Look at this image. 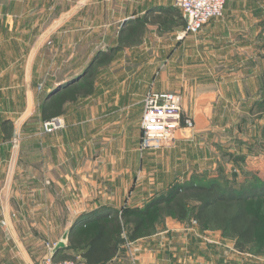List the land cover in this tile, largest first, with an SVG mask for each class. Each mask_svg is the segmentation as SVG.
<instances>
[{
	"label": "crops",
	"instance_id": "1",
	"mask_svg": "<svg viewBox=\"0 0 264 264\" xmlns=\"http://www.w3.org/2000/svg\"><path fill=\"white\" fill-rule=\"evenodd\" d=\"M243 8L228 0L221 18L179 39L184 21L175 0H0V264H41L53 219L71 226L104 207H141L216 169L221 133L254 115L263 87L254 22L235 14ZM143 18L140 53L126 48L122 61L94 66L92 94L65 104V129L44 133L49 94ZM130 56L139 67L126 62ZM149 89L178 94L194 122L173 148L139 149ZM169 223L120 246L107 264H190L183 253L192 250L193 229Z\"/></svg>",
	"mask_w": 264,
	"mask_h": 264
},
{
	"label": "trees",
	"instance_id": "2",
	"mask_svg": "<svg viewBox=\"0 0 264 264\" xmlns=\"http://www.w3.org/2000/svg\"><path fill=\"white\" fill-rule=\"evenodd\" d=\"M144 26L143 18L127 27V44L133 43ZM181 26L184 27V22ZM108 60V54L99 53L84 74L50 93L42 107V120L59 117L64 113L65 104L90 96L93 92V68L95 64L104 65ZM255 107L264 109V97ZM171 190L170 195L159 197L141 209L119 212L104 207L82 216L68 231V248L76 250L86 264H107L118 251L124 230H128L131 241L151 235L157 227L159 214L165 209L179 221L192 215L202 226L222 231L226 237L234 240L235 249L241 253L248 252L260 240V233L264 230V183L256 182L241 189L226 190L213 181L202 184L193 180L174 185ZM182 193L196 195L197 198L188 202ZM191 202L196 206L190 209ZM255 203H258L257 207ZM260 244L264 255V238Z\"/></svg>",
	"mask_w": 264,
	"mask_h": 264
},
{
	"label": "rangeland",
	"instance_id": "3",
	"mask_svg": "<svg viewBox=\"0 0 264 264\" xmlns=\"http://www.w3.org/2000/svg\"><path fill=\"white\" fill-rule=\"evenodd\" d=\"M235 3L245 6L242 11H239L235 14L239 18L254 22V35L257 34V37H255V52H258L261 61H264V0H235ZM227 5L228 0L226 1L225 6L227 7ZM226 7H224V9H226ZM146 31L147 30H144L142 33H140L130 45L127 44L129 41L127 32L124 31L123 34L119 33L120 37L118 42L113 48H110L109 51H107L106 53L110 56L108 64L111 62L113 63L122 61L119 58V52H123L126 48L128 49V51H135L137 52V54H139L141 51L140 44L142 42V37L146 34ZM101 53L104 54L103 51H101L100 54ZM152 56L153 53L151 51L148 53V57L150 58ZM135 58H138V55ZM93 61L94 59L91 61V63ZM126 62H132L130 66L132 65L136 68L139 67V59L134 60L133 57L130 56V60ZM90 64L88 66H90ZM106 64L107 63H105L104 65L107 66L108 64ZM95 67H98L97 64H95ZM148 68L150 71V68L152 69L154 67L148 66ZM263 97L264 90L261 89L258 102L261 101ZM253 110L254 115H252L251 118L237 119L238 123L236 125V129L231 128V130L224 131L221 133V138H219V141L221 142V139H223L221 145L224 146L223 150L221 149L218 152L219 157L218 163H216V169L214 171H211L210 173H201L199 175H193L189 179V181L194 180L197 183L200 182L202 184H208V181H213L214 183H219L220 187H223L226 190L241 189L244 185H250L256 182L264 183V118H262L264 117V109H258L254 106ZM62 130L63 129L46 134L59 133ZM232 137H234V140L232 139ZM229 138H231L232 140H228ZM215 151L218 150H216L215 148ZM154 160L155 157L151 154L148 165L149 177L150 175H153L155 173ZM185 183L186 182L179 181L171 185L168 189L155 193L141 207L123 205L115 210L122 212L126 209L144 208L151 201L159 197L170 195L172 192L171 188L174 185H183ZM183 195L184 199H186V201L188 202L193 201V198H197L196 195ZM194 206H196V203L191 202L189 208L191 209ZM257 206L258 203H255V207ZM86 215L87 214H85L84 216ZM193 221H196V224H193ZM70 222L71 221L57 219H53L51 221L53 235L51 236V239H45L44 241L46 253L48 254L46 247L47 244L54 245L58 244L59 242H63L65 244V247L61 250L54 251L55 256L53 255V258L56 261L78 259L81 260L80 255L76 250L68 248V235L65 239H63L64 235L66 233L68 234L70 227L77 223V221L75 220L71 224V226H69ZM166 223H185L186 228H190L189 230L193 229L192 234L194 236L192 237L193 240L191 242L192 250L190 251L189 248V250L183 253V256H185L184 259L190 261V264H264V255L261 253L262 251L260 244V241H262V239L264 238V230H262L260 233V240L258 241V243L254 244L251 248H249L250 250L248 252L241 253L235 249L234 240L226 237L222 231L202 226L199 221H197V219H195L192 215H190L184 221H179L175 218L173 214H170V212H168V210L166 209L159 214L157 218V227L155 228L154 232L151 235L140 238L138 240H144L156 235L158 229L160 230L163 227L164 228L162 230H165V225H167ZM67 226H69V228L68 231L65 233L63 227L67 228ZM131 242L133 241L129 240L128 230L126 229L124 230L121 236L120 246H127ZM175 260L176 259L173 258L172 263H175Z\"/></svg>",
	"mask_w": 264,
	"mask_h": 264
},
{
	"label": "built area",
	"instance_id": "4",
	"mask_svg": "<svg viewBox=\"0 0 264 264\" xmlns=\"http://www.w3.org/2000/svg\"><path fill=\"white\" fill-rule=\"evenodd\" d=\"M227 0H175V7L180 11L184 27L179 39L187 35H196L202 27L212 19L223 16ZM65 128L61 117L53 118L42 123V130L51 133ZM192 118L183 114L181 97L172 92H159L149 89L143 99L141 118V138L139 149L155 151L158 149L173 148L176 135L182 130H192ZM196 224V221H193ZM58 244H47L48 254L42 264H86L83 260L56 261L53 258Z\"/></svg>",
	"mask_w": 264,
	"mask_h": 264
},
{
	"label": "water",
	"instance_id": "5",
	"mask_svg": "<svg viewBox=\"0 0 264 264\" xmlns=\"http://www.w3.org/2000/svg\"><path fill=\"white\" fill-rule=\"evenodd\" d=\"M67 236V233L64 235L63 239H65ZM65 247V244L63 242H59L55 250H59Z\"/></svg>",
	"mask_w": 264,
	"mask_h": 264
}]
</instances>
